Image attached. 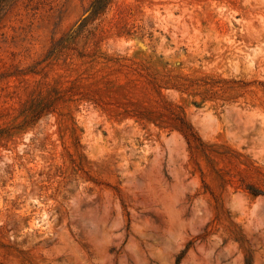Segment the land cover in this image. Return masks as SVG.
<instances>
[{
  "label": "rangeland",
  "instance_id": "374dc122",
  "mask_svg": "<svg viewBox=\"0 0 264 264\" xmlns=\"http://www.w3.org/2000/svg\"><path fill=\"white\" fill-rule=\"evenodd\" d=\"M0 0V264H264V0Z\"/></svg>",
  "mask_w": 264,
  "mask_h": 264
},
{
  "label": "trees",
  "instance_id": "16d2710c",
  "mask_svg": "<svg viewBox=\"0 0 264 264\" xmlns=\"http://www.w3.org/2000/svg\"><path fill=\"white\" fill-rule=\"evenodd\" d=\"M109 0H93L88 8L85 9L84 16L81 18V21L85 22L87 18L91 15H95L101 10H104L108 4Z\"/></svg>",
  "mask_w": 264,
  "mask_h": 264
}]
</instances>
